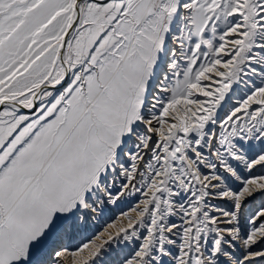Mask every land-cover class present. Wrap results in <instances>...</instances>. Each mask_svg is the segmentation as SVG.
Segmentation results:
<instances>
[{
    "label": "snow or ice",
    "instance_id": "snow-or-ice-1",
    "mask_svg": "<svg viewBox=\"0 0 264 264\" xmlns=\"http://www.w3.org/2000/svg\"><path fill=\"white\" fill-rule=\"evenodd\" d=\"M0 264H264V0H0Z\"/></svg>",
    "mask_w": 264,
    "mask_h": 264
},
{
    "label": "bare ground",
    "instance_id": "bare-ground-1",
    "mask_svg": "<svg viewBox=\"0 0 264 264\" xmlns=\"http://www.w3.org/2000/svg\"><path fill=\"white\" fill-rule=\"evenodd\" d=\"M114 211L118 212V210H115V209H114ZM103 225H104V220H101L99 222H95V228L96 229L103 227Z\"/></svg>",
    "mask_w": 264,
    "mask_h": 264
},
{
    "label": "rangeland",
    "instance_id": "rangeland-1",
    "mask_svg": "<svg viewBox=\"0 0 264 264\" xmlns=\"http://www.w3.org/2000/svg\"><path fill=\"white\" fill-rule=\"evenodd\" d=\"M95 223V222H94Z\"/></svg>",
    "mask_w": 264,
    "mask_h": 264
}]
</instances>
